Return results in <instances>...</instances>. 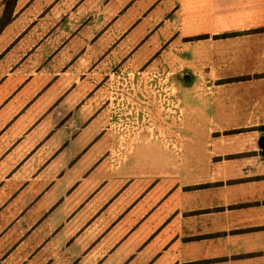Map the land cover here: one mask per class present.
<instances>
[{
  "label": "crops",
  "instance_id": "crops-1",
  "mask_svg": "<svg viewBox=\"0 0 264 264\" xmlns=\"http://www.w3.org/2000/svg\"><path fill=\"white\" fill-rule=\"evenodd\" d=\"M1 22L0 264H264V0H0ZM148 70L190 77L184 125L153 124L184 140L125 150L111 76Z\"/></svg>",
  "mask_w": 264,
  "mask_h": 264
},
{
  "label": "rangeland",
  "instance_id": "rangeland-1",
  "mask_svg": "<svg viewBox=\"0 0 264 264\" xmlns=\"http://www.w3.org/2000/svg\"><path fill=\"white\" fill-rule=\"evenodd\" d=\"M112 75L108 90L109 95L115 98L113 111L119 112L114 114V122L118 124V130L120 129L121 134L124 135L121 143L125 150H130L135 144L152 142L162 147L171 143L177 146L183 142L182 135L174 138L155 132L153 124L156 122L155 114L160 113L165 121L168 117L174 116L177 127L184 125V119L180 116L184 104L177 99L185 94L182 93L185 86L189 88L190 85L187 84L191 81L189 76L178 79L173 76L170 79L166 72L155 70L132 74L116 72ZM191 90L195 89L191 88Z\"/></svg>",
  "mask_w": 264,
  "mask_h": 264
},
{
  "label": "trees",
  "instance_id": "trees-1",
  "mask_svg": "<svg viewBox=\"0 0 264 264\" xmlns=\"http://www.w3.org/2000/svg\"><path fill=\"white\" fill-rule=\"evenodd\" d=\"M15 0H5V6L6 8H10L13 6ZM4 24L1 22L0 23V29L2 28ZM259 131H264V126L258 127ZM258 146L261 149V154L264 155V135L260 136L258 140Z\"/></svg>",
  "mask_w": 264,
  "mask_h": 264
}]
</instances>
